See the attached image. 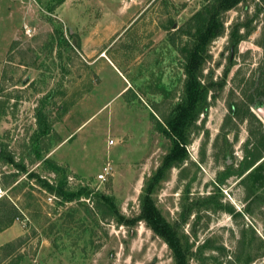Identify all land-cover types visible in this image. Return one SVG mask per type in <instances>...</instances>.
Returning a JSON list of instances; mask_svg holds the SVG:
<instances>
[{
  "label": "rangeland",
  "instance_id": "1",
  "mask_svg": "<svg viewBox=\"0 0 264 264\" xmlns=\"http://www.w3.org/2000/svg\"><path fill=\"white\" fill-rule=\"evenodd\" d=\"M101 1L0 0V205L17 211L0 227V264H175L138 216L146 182L173 145L160 125L185 97L192 42L180 29L203 0H145L147 11L122 17L100 11ZM224 20L203 81L225 86L208 95L185 159L152 197L189 264H264V180L244 184L264 160V118L250 102H264V2L246 0ZM236 25L246 37L231 56ZM38 113L50 132L35 144ZM62 179L90 196L64 202L44 183Z\"/></svg>",
  "mask_w": 264,
  "mask_h": 264
},
{
  "label": "trees",
  "instance_id": "2",
  "mask_svg": "<svg viewBox=\"0 0 264 264\" xmlns=\"http://www.w3.org/2000/svg\"><path fill=\"white\" fill-rule=\"evenodd\" d=\"M65 0H59L61 4ZM246 0H203V6L196 11L181 27V32H187V35L191 38V46L189 50H185V63L183 66L186 81L184 85L185 97L182 102L175 108L170 119H167L165 125L161 129L167 134L173 142L172 148L168 155L163 158L161 165L155 174L146 182L143 190V196L141 199V212L138 216L140 221L146 223V225L169 247L172 252L175 264H189V252L184 246L175 225L168 222L160 210L156 206L153 200V192L155 187L164 178L165 173L176 163L183 161L186 157L185 146L187 144V131L189 127L196 121L200 114H207L209 110L208 95L211 91L223 90L225 86V80L218 82H204L203 72L204 66L207 61L210 44L221 37L225 31L224 16L227 12L235 9L238 5ZM264 2V0H263ZM242 25H236L232 28L229 36V49L231 56L237 52L238 45L246 37L242 35ZM250 34V29L247 31V35ZM230 63L232 58H229ZM229 69L225 72L227 76ZM214 95V94H213ZM216 95H214V98ZM251 105L258 109L263 107L264 102L261 100L251 99ZM237 105L231 107L232 114H236ZM42 117V118H41ZM38 125L34 137L33 143L37 144L44 136H47L50 132V125L47 123L44 115L38 113ZM37 150V148H36ZM264 152V150H263ZM260 159V158H258ZM264 160L260 163L254 171H251L244 183L248 180L254 179L255 181L264 180ZM251 167V166H250ZM52 168L55 173L62 175L64 172L62 169L52 164ZM228 174H225L227 176ZM45 186L49 191L55 192V194L61 198L64 202H72L80 200L84 197H89L91 192L87 188H80L77 191H71L66 188V181L62 179L54 186L44 181ZM109 208L115 213V205L111 197L105 195L99 196ZM17 211L14 206L7 207L5 204L0 205V227L3 229L12 225L15 220ZM123 220V217H122ZM183 219L182 221H185ZM134 221H131L133 223ZM7 247L10 244L6 245Z\"/></svg>",
  "mask_w": 264,
  "mask_h": 264
},
{
  "label": "crops",
  "instance_id": "3",
  "mask_svg": "<svg viewBox=\"0 0 264 264\" xmlns=\"http://www.w3.org/2000/svg\"><path fill=\"white\" fill-rule=\"evenodd\" d=\"M145 0H102L101 3H99V5L101 4L100 11H104L103 13L106 14H116L119 15L120 17H122L123 15L126 14H131V13H142L143 11H147V6L142 5V2H144ZM149 12V11H148ZM132 17L130 16L128 21L130 22V19ZM133 19V18H132ZM106 20V18H105ZM88 38L86 37L84 42H83V51L85 52V54L87 55V57L89 58V56L91 55V52L89 51V43H88Z\"/></svg>",
  "mask_w": 264,
  "mask_h": 264
},
{
  "label": "built area",
  "instance_id": "4",
  "mask_svg": "<svg viewBox=\"0 0 264 264\" xmlns=\"http://www.w3.org/2000/svg\"><path fill=\"white\" fill-rule=\"evenodd\" d=\"M113 142H111L112 144ZM110 170H111V167L109 166H106L103 168V173H101L99 176H98V179L100 182H105L107 180V176L110 174ZM1 190V188H0ZM50 200H52V197H49Z\"/></svg>",
  "mask_w": 264,
  "mask_h": 264
},
{
  "label": "water",
  "instance_id": "5",
  "mask_svg": "<svg viewBox=\"0 0 264 264\" xmlns=\"http://www.w3.org/2000/svg\"><path fill=\"white\" fill-rule=\"evenodd\" d=\"M27 81L24 82V84H26ZM258 113L259 115H261L264 118V108H258Z\"/></svg>",
  "mask_w": 264,
  "mask_h": 264
},
{
  "label": "flooded vegetation",
  "instance_id": "6",
  "mask_svg": "<svg viewBox=\"0 0 264 264\" xmlns=\"http://www.w3.org/2000/svg\"><path fill=\"white\" fill-rule=\"evenodd\" d=\"M249 174V173H248ZM248 175H246V177H247ZM243 184V183H242ZM245 184V183H244ZM246 186V185H245Z\"/></svg>",
  "mask_w": 264,
  "mask_h": 264
},
{
  "label": "bare ground",
  "instance_id": "7",
  "mask_svg": "<svg viewBox=\"0 0 264 264\" xmlns=\"http://www.w3.org/2000/svg\"><path fill=\"white\" fill-rule=\"evenodd\" d=\"M0 193H1V190H0Z\"/></svg>",
  "mask_w": 264,
  "mask_h": 264
}]
</instances>
